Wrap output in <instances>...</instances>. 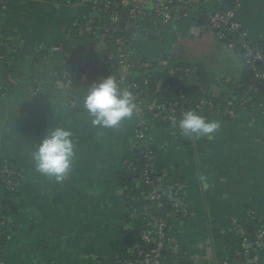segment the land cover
Masks as SVG:
<instances>
[{"label":"crops","instance_id":"1","mask_svg":"<svg viewBox=\"0 0 264 264\" xmlns=\"http://www.w3.org/2000/svg\"><path fill=\"white\" fill-rule=\"evenodd\" d=\"M102 1L0 0V160L15 164L19 182L12 197L0 179L5 264H120L131 244L118 175L136 139L138 115L120 129L94 128L82 109L69 106L58 74L67 58L52 51L60 43L83 49L71 31ZM235 10L250 42L264 49V0H237ZM101 46L99 41L94 48ZM132 53L200 63L212 80L208 92H224L226 99L231 93L225 83L240 85L252 71L202 18L162 28L159 36L142 34ZM10 70L19 77L16 83L9 81ZM183 85L190 97L207 91L196 73ZM207 117L221 124L212 139L185 137L177 127L146 118L156 166L186 184L188 214L172 217L167 229L179 264H221L238 247V230L252 209L264 229V111L240 108ZM55 125L70 128L77 145L73 171L62 183L36 173L30 158L31 147Z\"/></svg>","mask_w":264,"mask_h":264},{"label":"built area","instance_id":"2","mask_svg":"<svg viewBox=\"0 0 264 264\" xmlns=\"http://www.w3.org/2000/svg\"><path fill=\"white\" fill-rule=\"evenodd\" d=\"M211 0H103L100 4V10L102 12H108L112 9L110 14V20L113 23H117L120 20V12L116 9L119 5L130 6L128 19L125 23L124 29L133 30V34L130 39H126L124 36H119L116 39L118 45L117 56L113 53L106 55L105 62L109 63L112 60H117V68L119 75L116 77L123 83L130 69L135 66L129 61L128 55L124 52L123 47L127 46L129 49L133 48L134 42L142 34L148 38L159 36L161 29L168 27L174 23H182L187 20L199 19L203 14V7L210 4ZM152 11V18L147 19L149 25L146 26L145 10ZM93 20L89 19L83 27L77 29L76 35H82L84 32L96 33L93 28ZM207 28L215 35V38L224 42L227 47L238 53L244 51L245 64L249 66L255 74L256 88L261 84V80L264 79V71L259 68V63H264V54L262 53L260 46L253 44L248 39V34L243 28L242 23L236 15L235 6L230 9L215 10L209 12L205 20ZM104 31L109 32L110 27L104 28ZM100 38V37H99ZM52 51H64L63 44H57L52 47ZM73 52H69L66 56L67 63L73 58ZM152 66L151 61L144 60L140 65L136 67L150 68ZM183 71L187 74L195 73V68L186 67H173L168 70L169 77H173L175 72ZM63 84L68 88V103L73 109L80 107L77 94L72 90L73 83L76 78L84 81L88 76V72L78 73L74 67L67 65L66 69L58 71ZM11 83H16L18 79L9 76ZM148 79L143 81V84H148ZM140 87V82L132 81L126 88L131 90L134 94L137 109L135 113L138 115V127L136 130V139L129 152H135L137 154L140 151L143 154V163L138 167L130 157H126L123 160L122 168L126 169L128 173L133 177V182L137 184L141 183L145 186H149L148 190H142L140 192L143 196V200L147 201L142 207H136L132 205L128 211V217L130 220H136L142 213H148L150 216L147 225H139L140 229L128 230L130 233L131 244L126 252V255H122L119 262L120 264H175L179 262L180 254L178 245L169 237L168 229V217H185L188 214L187 207L182 204L180 195L182 197L183 191L186 188L185 182L177 179L172 181L170 178V172L162 170L160 173H155V153L154 149L149 142V138L146 133V118L147 116H153L161 122H170L171 127H177L175 113L178 110V106L181 102H187V93L181 88L176 96H173L169 103H158L153 97L150 100H145L143 94L133 91ZM161 87V86H160ZM158 87V88H160ZM162 88V87H161ZM175 88V84L167 83L163 86L165 91H171ZM224 108H216L214 101L210 99H201L194 107L188 110H181L183 114L185 111L204 112L211 110L223 114L232 115L234 113L233 100L227 98L225 100ZM242 103L244 100L241 101ZM0 179L9 188L11 192L18 190L19 182L15 177V170L10 165L0 166ZM173 190V195L170 197V203L172 209L167 212L165 216L156 215L153 212H158L164 208L166 199H169L168 189ZM123 192L125 188L122 187ZM174 196V198H173ZM136 199L132 196L131 200ZM127 209V208H126ZM140 211V213H139ZM255 209H252L247 214V223L253 221L259 225V216ZM3 227H6V222L2 221ZM252 226L253 225H248ZM128 228V227H127ZM250 230L246 226H241L239 232V243L231 256L222 259L221 264H264V229L259 225L250 237L247 231ZM3 229L0 232V241L3 234ZM171 253V258L167 261L165 253ZM0 264H5L4 261H0Z\"/></svg>","mask_w":264,"mask_h":264},{"label":"trees","instance_id":"3","mask_svg":"<svg viewBox=\"0 0 264 264\" xmlns=\"http://www.w3.org/2000/svg\"><path fill=\"white\" fill-rule=\"evenodd\" d=\"M101 6H97L95 8V11L98 12V14H90V16L87 19H84L78 23L75 28L73 29V34L75 35L77 33V29L80 27H83L85 23L91 19L93 20V28L96 30V33L93 34L92 32H84L82 35L78 36V40L86 45L90 46V48H86V46L83 49H77L72 48L65 43L64 45V54L67 56L69 52H73V58L71 61H69L63 68L66 69L67 65L74 67V69L78 73L88 72L89 76L82 81L79 78L75 79V82L73 83L72 90L77 94L80 107L76 110L82 109V95L85 90L93 83L97 82L103 78H106L108 76L113 75L114 77H117L119 75V70L117 68V60H112L109 63L105 62V57L108 53H113L115 56H117L118 51V45L116 43V39L119 36H124L126 39H130L133 30L124 29L125 23L127 21L128 13L130 6L128 5H119L118 8H116L120 12V20L117 23H113L110 20V14L112 13V9H109V11L102 12L100 10ZM215 10H224L223 7L220 4L219 0H211L210 4L203 7V14L200 15V18L206 20L207 15L211 11ZM145 24L146 26L149 25V22H147V19L152 18V11L146 9L145 10ZM110 27V31L106 32L104 31V28ZM100 37V39H99ZM101 42L102 46L100 48H94V46ZM124 52L129 57V61L132 64H135L134 67L130 69L128 72L125 81L122 83L123 87L128 86L132 81H139L140 87L138 89H134L133 91L139 92L143 94L144 99L147 100L149 97H153L158 103H169V101L172 99L173 96L178 95L179 89L183 88V79L188 75L187 73L183 71H177L175 72L173 77H169L168 70L173 67H180V68H186L191 67L195 68V73L200 77L203 84L206 87L207 91H204L203 93L195 96L190 97L187 96V102H181L178 106V110L175 113L176 116V123L178 125V119L182 116L181 110H188L194 107L201 99H210L214 101L216 108H224L225 106V93H221L219 96H213L210 92H208L210 89V84L212 83L211 78L207 74V71L200 63H191L189 61H181L176 62L168 58H162V59H152V58H134L132 49H129L127 46L123 47ZM262 53L264 54V49L260 47ZM241 55L245 59V53L244 51L241 52ZM149 60L152 63V66L150 68H144V67H136V65H140L142 61ZM259 68H261L264 71V63H259ZM249 67V66H248ZM248 73V72H247ZM10 76L19 79L18 76H16L15 71L10 70ZM148 79V84H143V81L145 79ZM167 83H173L175 84V88L171 91H165L163 89V86ZM256 78L255 74H247L245 79L242 81L240 85H233L231 83H225L227 93L230 92L231 98L233 100V108L234 109H245V110H261L264 111V79L261 80V86L260 84L254 88V84H256ZM162 88H161V87ZM160 87V88H158ZM185 90V89H184ZM244 100L242 103L241 101ZM200 114L204 116H209L210 113H214V111L206 110L204 112L200 111ZM165 126H172L170 122H162ZM178 128V126H177ZM126 157H130L133 163H135L138 167H140L144 161L143 158H137L136 153L129 152L127 153ZM4 165H10L15 170V177L18 179V172L16 169V166L11 161H4L0 160V166ZM155 167V173H160L162 170H160L156 164H154ZM170 178L172 181L174 180H181L178 176L174 175V173H170ZM118 181L119 185L125 188L124 196H125V210L126 213L124 214V221L126 226L128 227V230H138L140 229L139 225H147L149 222L150 216L148 213H142L139 215V217L136 220H130L128 217V211L129 208H131L132 205H135L136 207H142L144 203H147V201L143 200V196H141L140 192L142 190H148L149 186H145L141 183L137 184L136 182H133V177L128 173L126 169H123L119 175H118ZM183 181V180H181ZM184 182V181H183ZM3 183V182H2ZM4 185V184H3ZM5 186V185H4ZM6 193L9 196H16L17 191L11 192L9 188L5 187ZM169 193V199H166L164 208L161 209L158 212H154L153 210L149 212H153L156 215L165 216L167 212H169L172 209L171 203H170V197L173 195V190L170 188L167 190ZM184 192V191H183ZM132 196H135L136 199L131 200ZM183 197V194H182ZM180 195V198H182ZM174 198V196H173ZM182 204L183 201L181 200ZM10 209H14L15 204L11 202ZM129 207V208H128ZM127 208V209H126ZM8 211V210H7ZM140 213V211H139ZM259 216V215H258ZM172 219V216L168 217V222L170 223ZM168 223V226H169ZM250 225H253V229L248 230L247 233L251 237L254 231L257 229L258 225L257 222L253 221L249 223ZM247 223L246 228H248ZM8 239V233L4 232L1 236L0 244H3ZM128 250V249H127ZM127 250H124L123 255H126ZM167 257V261L171 258V253H165ZM122 257V255H121ZM0 261H3L2 256L0 255ZM169 264V261H168ZM175 264H179V262H176Z\"/></svg>","mask_w":264,"mask_h":264},{"label":"clouds","instance_id":"4","mask_svg":"<svg viewBox=\"0 0 264 264\" xmlns=\"http://www.w3.org/2000/svg\"><path fill=\"white\" fill-rule=\"evenodd\" d=\"M136 109L133 92L113 75L93 82L82 95V110L97 130L120 129L133 119ZM177 126L185 137L212 139L221 124L189 110L178 119ZM30 158L36 173L57 183L64 182L77 158L73 131L63 125L49 126L31 147Z\"/></svg>","mask_w":264,"mask_h":264},{"label":"water","instance_id":"5","mask_svg":"<svg viewBox=\"0 0 264 264\" xmlns=\"http://www.w3.org/2000/svg\"><path fill=\"white\" fill-rule=\"evenodd\" d=\"M236 2H237V0H220V4L223 7V9H230V8L234 7ZM93 14L96 15V14H98V12L94 11ZM251 73H253V70L251 71ZM151 99H152V97H150V100ZM136 157L142 158L143 154L140 151H138L136 154ZM248 228L251 230L252 226H249ZM181 264H185V262H183V263L181 262Z\"/></svg>","mask_w":264,"mask_h":264}]
</instances>
